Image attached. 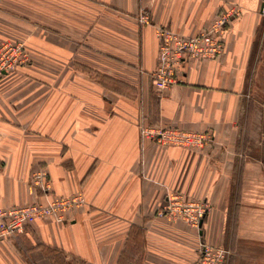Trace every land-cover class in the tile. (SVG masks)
<instances>
[{
    "label": "crops",
    "instance_id": "1",
    "mask_svg": "<svg viewBox=\"0 0 264 264\" xmlns=\"http://www.w3.org/2000/svg\"><path fill=\"white\" fill-rule=\"evenodd\" d=\"M263 4L0 0V40L23 42L31 56L0 77V208L38 201L30 176L42 167L54 194L87 200L65 223L39 220L0 239V264H193L201 241L228 248L234 217L245 216L235 213L238 179L241 208L264 186V160L254 156L264 155V103L247 88ZM231 8L241 15L223 54L186 64L182 82L158 94L155 25L194 36ZM142 9L152 25L137 21ZM141 124L210 132L214 143H156ZM169 191L211 202L200 232L158 215Z\"/></svg>",
    "mask_w": 264,
    "mask_h": 264
},
{
    "label": "built area",
    "instance_id": "2",
    "mask_svg": "<svg viewBox=\"0 0 264 264\" xmlns=\"http://www.w3.org/2000/svg\"><path fill=\"white\" fill-rule=\"evenodd\" d=\"M264 15V4L262 6ZM241 15L240 8L227 9L205 30L188 36L168 27L155 25L160 41L157 65L151 74L155 91L162 94L183 80L186 64L205 63L218 59L224 52V36L228 26ZM141 25H152L151 14L142 9L137 15ZM31 56L23 42L0 40V77L29 66ZM143 139L184 148L201 149L214 143L210 132H194L174 128L140 125ZM30 183L38 189L39 200L21 207L0 208V239H12L24 232L35 221L65 223L70 214L87 205L83 192L71 196L53 193L49 172L38 168L30 176ZM212 210L208 200H191L184 194L167 192L158 215L173 221H183L197 231ZM198 257L193 264H229L233 256L228 247H216L204 241L199 243Z\"/></svg>",
    "mask_w": 264,
    "mask_h": 264
},
{
    "label": "rangeland",
    "instance_id": "3",
    "mask_svg": "<svg viewBox=\"0 0 264 264\" xmlns=\"http://www.w3.org/2000/svg\"><path fill=\"white\" fill-rule=\"evenodd\" d=\"M247 88L251 97L259 101L262 100L264 103V20L260 27L249 67ZM262 143L264 144V140ZM254 156L259 157L262 161L264 160L263 154H254ZM257 176H259V173L257 174L254 171L253 178ZM238 182L239 184L234 187L235 213L240 212L245 216L234 217L233 219V227L228 246L232 250L233 256L229 264H235L233 263V258L235 257L238 258L237 264H264V186L254 187L253 199L255 202L250 205L249 200H247L244 202L246 203L244 208H241V205L243 206L241 200L244 197L242 193L243 187L241 186L242 179H238ZM30 185L32 186V183ZM33 188L38 192L36 187ZM247 189L249 190L251 187H247ZM260 196L262 198V204L255 200ZM238 226L239 232L236 230ZM240 226L243 227L240 228ZM251 227L253 231H251Z\"/></svg>",
    "mask_w": 264,
    "mask_h": 264
},
{
    "label": "water",
    "instance_id": "4",
    "mask_svg": "<svg viewBox=\"0 0 264 264\" xmlns=\"http://www.w3.org/2000/svg\"><path fill=\"white\" fill-rule=\"evenodd\" d=\"M203 222L201 223V226H202Z\"/></svg>",
    "mask_w": 264,
    "mask_h": 264
}]
</instances>
